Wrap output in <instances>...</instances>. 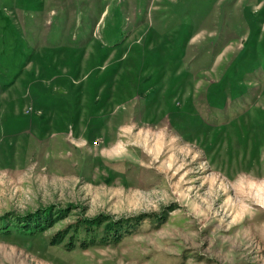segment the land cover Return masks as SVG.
I'll list each match as a JSON object with an SVG mask.
<instances>
[{
    "label": "rangeland",
    "instance_id": "rangeland-1",
    "mask_svg": "<svg viewBox=\"0 0 264 264\" xmlns=\"http://www.w3.org/2000/svg\"><path fill=\"white\" fill-rule=\"evenodd\" d=\"M0 264H264V0H0Z\"/></svg>",
    "mask_w": 264,
    "mask_h": 264
},
{
    "label": "trees",
    "instance_id": "trees-1",
    "mask_svg": "<svg viewBox=\"0 0 264 264\" xmlns=\"http://www.w3.org/2000/svg\"><path fill=\"white\" fill-rule=\"evenodd\" d=\"M57 211H50V210H44L40 211L39 213L27 214V218H25L24 223H22V226L17 227L18 229L24 230V231H36V230H43L47 226L52 225L55 221L58 220L59 214H56ZM101 220H103L101 217L99 218H90V219H83V222H89L92 223H100ZM118 220H115L114 223H117ZM88 224V223H87ZM122 225V223L116 227L113 225V233L111 232V236L114 238V240H119L122 234V231H120L119 227ZM109 226V225H108ZM7 229H9L7 227ZM111 230V228H109ZM108 230V229H107ZM127 230V229H125ZM65 232H67V229L57 231L53 237L51 238L52 243H58L62 242ZM71 243V241H70Z\"/></svg>",
    "mask_w": 264,
    "mask_h": 264
}]
</instances>
